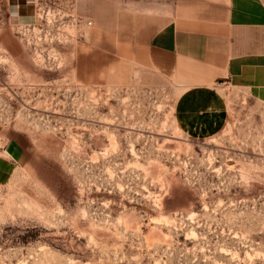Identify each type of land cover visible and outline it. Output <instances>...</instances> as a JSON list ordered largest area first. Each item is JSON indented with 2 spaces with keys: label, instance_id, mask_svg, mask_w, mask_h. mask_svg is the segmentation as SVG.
<instances>
[{
  "label": "rangeland",
  "instance_id": "374dc122",
  "mask_svg": "<svg viewBox=\"0 0 264 264\" xmlns=\"http://www.w3.org/2000/svg\"><path fill=\"white\" fill-rule=\"evenodd\" d=\"M81 1L0 0V264H264V85L162 77Z\"/></svg>",
  "mask_w": 264,
  "mask_h": 264
},
{
  "label": "crops",
  "instance_id": "0c3cea01",
  "mask_svg": "<svg viewBox=\"0 0 264 264\" xmlns=\"http://www.w3.org/2000/svg\"><path fill=\"white\" fill-rule=\"evenodd\" d=\"M122 1V2H121ZM95 30L103 31L101 0H82ZM125 5V11L122 10ZM111 18L116 54L187 87L264 85L262 0H119ZM5 154L21 160L17 152Z\"/></svg>",
  "mask_w": 264,
  "mask_h": 264
},
{
  "label": "bare ground",
  "instance_id": "6f19581e",
  "mask_svg": "<svg viewBox=\"0 0 264 264\" xmlns=\"http://www.w3.org/2000/svg\"><path fill=\"white\" fill-rule=\"evenodd\" d=\"M180 130V129H179Z\"/></svg>",
  "mask_w": 264,
  "mask_h": 264
}]
</instances>
